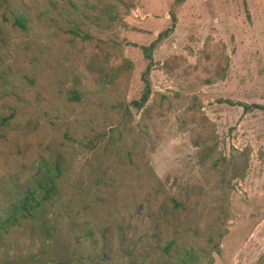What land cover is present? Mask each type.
<instances>
[{
	"label": "rangeland",
	"instance_id": "374dc122",
	"mask_svg": "<svg viewBox=\"0 0 264 264\" xmlns=\"http://www.w3.org/2000/svg\"><path fill=\"white\" fill-rule=\"evenodd\" d=\"M53 161L0 264H264V0H0V219Z\"/></svg>",
	"mask_w": 264,
	"mask_h": 264
},
{
	"label": "trees",
	"instance_id": "16d2710c",
	"mask_svg": "<svg viewBox=\"0 0 264 264\" xmlns=\"http://www.w3.org/2000/svg\"><path fill=\"white\" fill-rule=\"evenodd\" d=\"M183 0H175L176 3H180ZM171 25L165 30L159 32L156 38L147 46L141 47L142 55L147 61L143 72L141 73V81L143 87L141 93L136 100H132L130 105L135 110L140 109L147 101L150 89L148 74L152 67L151 52L153 48L167 36V33L173 28L175 20L174 14H169ZM13 25L21 30L25 29L24 22L19 18L13 19ZM243 109H246L245 105H241ZM61 174V166L57 161H53L49 167H45L40 171L38 176L33 180L32 187L27 193L16 203L12 204L4 219H0V242L2 235L8 233L12 227H18L21 225L20 222H27L33 220L43 210L46 203H50L57 195L58 187L57 181ZM40 217V216H39ZM196 259L189 253L183 256L181 264H196ZM58 264H66L65 262L58 261Z\"/></svg>",
	"mask_w": 264,
	"mask_h": 264
}]
</instances>
